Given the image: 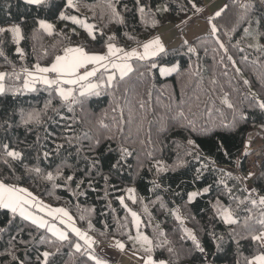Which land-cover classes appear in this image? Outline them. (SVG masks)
<instances>
[{"label":"snow or ice","instance_id":"obj_1","mask_svg":"<svg viewBox=\"0 0 264 264\" xmlns=\"http://www.w3.org/2000/svg\"><path fill=\"white\" fill-rule=\"evenodd\" d=\"M256 2L257 0H232L231 7L235 9L236 24L233 25L231 31L235 32L237 26L243 29L241 40L233 45L240 53H244L245 48L238 47V45L248 38L253 43H249L247 48L264 53V45L260 44V41L264 40V17L256 15ZM258 2L264 8V0H258ZM23 3L36 9L50 7V0H23ZM188 5L195 13L202 12L195 0H186L179 6V11H189ZM97 6L101 8V18L107 16L104 29L82 20L79 16L69 15L63 11L60 12L59 19L71 21L73 25L82 27L91 41L100 43L101 47L98 50H86L83 45L64 46L62 54H56L49 66L36 63L30 69L22 63L20 72H17L15 58L19 57L21 62H24L26 58V52L21 46V41L25 39L22 25L26 21L21 18L19 23H14L9 27H0V58L12 68L10 72H0V97L6 98L11 95L16 99L26 93H37L41 91L38 85H42L43 91L47 93L42 106L39 103L26 107L5 105L0 109V134H3L0 138V167L6 169V172L0 171V217H2L0 219V244L3 245V250L0 251V264H4V257L9 259L10 264H57L56 258L61 254L65 245L74 249L75 253H79L80 257L84 258V264L88 262L107 264L104 259L95 254L93 245L97 242L88 234L94 228L92 220L89 218L87 230H82L81 227H77L76 220L68 208L53 207L51 203L45 204L42 197L50 190L62 188L70 194L69 203L73 198L79 202L80 197L86 198L90 190H96L97 177L103 179L106 185L105 197H107L108 190L116 187L114 177L120 178L123 168H131L128 159L133 152L127 147L120 146L115 162L109 164L107 172H103V161L96 155L101 144L99 138L92 140L85 151L83 140L92 139L87 133L83 136L75 135L73 124L66 123L63 133L52 135L48 132V125L57 117L65 120V116L62 115L64 110L75 114L76 107H79L83 112L89 97L100 96L103 90H111L118 86L119 81L132 71L129 61L135 60L144 68L145 71L140 73L142 76L156 69L161 75L180 70L178 65L171 64L167 59L170 50L165 47L159 36L141 40L137 34L138 25L157 26L156 18L159 13H169L174 10L167 0L158 3L155 8L153 0H101ZM8 8H11L10 4ZM64 8L75 10L76 0H65ZM228 8L229 5L225 4L223 8L215 12L214 16L208 18L207 25L210 27V37L235 67L236 62L231 55H228V48L214 23L215 18L220 17ZM35 23L39 26V30L50 36L53 35V24L44 19H36ZM109 25H115L116 28L105 36V29ZM121 30L124 33L123 38L134 42L135 48L126 50V47L117 45V41L121 39ZM36 31L34 28L33 37ZM8 34L11 35V44L15 46L14 52L5 51L8 41L4 37ZM71 35H77L74 29ZM225 35L228 34L225 33ZM233 38L228 36L229 42ZM183 45L187 46L189 53H196V49L188 46L186 40ZM9 52H11L12 60H9ZM242 59L246 61L249 57L244 55ZM220 62L223 63V57ZM104 73H108L106 79ZM215 82L213 79L212 83L215 84ZM244 83L248 84V81L245 80ZM218 99L221 105L232 110L231 121L222 120L219 125L208 122L201 124L194 120H187L183 112H179L173 119L181 129L188 133L184 140L187 147L183 148L182 153L178 151L171 163H165L163 157H157L154 151L150 150L145 154L148 161V172L154 173L153 179L149 181L151 188L148 191L152 192L156 198L151 203L158 204L166 217H172L175 226L171 234L174 236L179 231L182 233L179 237L182 243L191 241L190 251L200 254L201 264H214V260H209V256L216 257L218 253L224 252L228 241L235 245V264H264V195H259L256 188L230 186L229 181L236 177L231 170L216 167L217 161L212 158L211 153V149L214 148L217 153L230 157L231 154L225 143L226 138L239 122L246 120L247 117L242 110L236 109L228 93L225 92ZM56 101H59V106H56ZM143 106L141 103L142 108ZM255 106L264 112V99H256ZM216 110L219 111V109ZM113 111L115 112V108ZM180 118L185 119L186 122L180 123ZM68 119H71L73 123H78L74 115ZM122 123L123 115L117 122V127ZM98 124L103 128L108 127L103 119H100ZM19 128L28 132L42 129L45 133L44 142H41V138L37 136L33 145L25 148L12 147L13 140L8 139V136L14 129ZM120 131L123 129L120 128ZM197 137L211 141L208 153L201 152ZM216 137H219V143L216 142ZM57 139L60 142H56ZM105 139L110 141L113 137L109 136ZM49 140L52 141V147L48 146L47 141ZM16 143L27 144V141H16ZM141 143L144 142L141 141ZM180 147L181 145H177V148ZM245 148H248L247 144ZM244 155L247 156L248 152L245 151ZM192 162L199 167H194L191 181H184L182 184L190 183L195 190L189 191L182 187V184H178L176 189H173L170 184L164 183L165 179H170L166 176L167 173L183 174L193 167ZM143 169L144 163L140 162L135 172L137 178H142ZM209 171L214 174L213 180L211 183H203L205 173ZM253 176L254 173L249 172L244 180ZM29 181H32V184H29ZM41 186H43V191L34 194V190ZM214 190L217 194L213 199L211 194ZM126 191L127 199L133 204L144 203L145 198L137 196L136 188L128 187ZM158 192L169 193L171 200L156 195ZM205 197H208L210 215L206 223L200 224V231L208 236L215 252H211L210 248L205 246L194 230L184 226L187 219L195 220L196 217L181 214V207L192 205L198 199ZM224 198H227V204L224 203ZM117 199L120 206L131 216V223L136 228L135 237L128 235V239L134 243V255L143 251L144 255L139 257L142 264H168V261L164 259H154L153 251L162 249L170 255L175 254L174 242L169 232L157 225L159 231L150 239L140 231L141 220L137 212L126 204L125 196H119ZM178 201H183V205ZM108 207H111L110 203ZM88 211L94 212L95 210L89 209ZM145 211H147V206ZM79 220L84 221L85 216L80 215ZM217 222L229 228L227 235L215 231ZM25 233L31 239L25 240L23 238ZM35 233H39L38 240ZM100 235L103 236L105 233L100 232ZM73 236L76 238L75 241L72 239ZM242 242L249 245L250 255L244 253ZM37 243L46 245L52 250L40 251L36 247ZM136 243L140 244L139 249L135 248ZM115 246L121 251L125 249V244L120 240L115 241ZM21 249L23 250L22 255L20 254ZM34 250L37 252L35 262L31 256Z\"/></svg>","mask_w":264,"mask_h":264},{"label":"trees","instance_id":"obj_2","mask_svg":"<svg viewBox=\"0 0 264 264\" xmlns=\"http://www.w3.org/2000/svg\"><path fill=\"white\" fill-rule=\"evenodd\" d=\"M65 0H50V7L36 9L23 3V0H0V27H7L14 23H19L23 18L26 23L22 25L25 39L21 41V46L26 52L24 62H21L19 57L15 58L16 71L20 72L21 64L31 69L33 64L39 63L41 66H49L56 54H62L64 46H85L86 50H98L100 43H93L88 37L86 31L79 26L73 25L71 21L59 19L61 11L69 15H78L80 18L85 17L89 23L97 25L98 28L104 29L107 23V16L101 18V8L97 5L101 0H76L78 9L71 10L64 8ZM172 5L173 11L169 13H159L157 16V26L138 25V37L141 40H147L155 36L160 28L168 24L175 23L184 19L187 16L194 15V10L188 5L189 11H179V6L184 4L186 0H167ZM206 0H195L199 8H202ZM158 3H163V0H153V7ZM11 8H8V5ZM225 4L229 5L220 17L215 18L214 23L219 29V34L228 48V55L235 60V67L227 60V56L214 43L210 35H202L192 41H187L188 46L194 47L196 53L192 54L187 51V46L183 45L184 40L178 42L172 47H167L170 50V55L167 58L171 64L179 66V72H172L169 75H161L158 69L151 73L140 75L144 72V68L138 62L132 60V71L129 72L123 80H120L118 86L111 90L105 89L100 96H92L85 103L84 111L76 107L75 114L64 110L62 115L65 120H60L57 117L48 125L49 134L55 135L64 132L65 124H73V133L83 136L85 133L91 140H83L85 151L88 145L95 138H99L101 144L98 147L96 155L103 161V172H107L110 163L115 162L118 156V148L120 146L127 147L133 152V155L128 159V164L131 168L125 167L121 170V177H114L116 187L108 190L109 194L105 197L106 185L101 177H97L96 190L89 191V195L80 197L79 202L72 199L69 203L70 194L62 188L58 190H50L42 199L50 202L52 205L63 206L70 210L71 215L76 220V223L82 230H87V220L90 218L94 228L89 231L100 243L112 244L115 246V241L120 240L125 244V248L134 252V245L128 239V235L132 236L133 226L131 216L120 206L117 197L124 196L126 189L133 185L137 189V196L144 197V203L133 204L131 200L125 199L126 204L138 213L141 218L142 229L146 235L152 239L159 228L169 232L170 238L173 240L175 254L170 255L166 250L154 249V259H164L168 264H201L202 257L198 252L190 251L192 249L191 241L181 242L179 237L182 235L179 231L173 236L171 230L174 228L172 217L165 216L163 211L159 209V205H153L151 201L155 200V195L148 191L151 188L149 181L153 179L154 173L148 172V161L146 153L154 151L157 157H163L165 163H171L177 152L183 151L187 145L184 143L188 133L181 129L173 119L177 113L183 112L184 118L194 120L198 123L208 122L210 124L219 125L223 120L225 122L232 120V110L227 109L219 102L225 92L229 94L231 102L236 106L237 110H242L246 115V120L240 121L237 127L227 136V150L231 156L227 157L221 153H217L214 148L211 149L212 158L217 161L216 167L231 170L237 169L238 173L244 174L247 169L246 156L243 153L246 133L254 128L264 132V112L255 106L256 99H264V53L254 51L246 46L253 41L248 38L244 39L238 47L245 48L244 53L237 51L236 44L243 36V29L237 26L235 32L231 31L233 25L236 24L235 9L231 7L232 0H225ZM224 4V5H225ZM224 7V6H223ZM257 16L264 17V8L256 2ZM36 19H44L46 21L55 22L53 35H48L35 23ZM36 29L33 37V29ZM115 25H109L105 29V36L115 30ZM73 29L77 35H71ZM227 33L228 35H225ZM134 34V35H137ZM97 35L99 33L97 32ZM121 39L117 41L118 45L129 49L136 46L134 42H129L123 38V30L120 31ZM228 36L234 37L231 42ZM70 37V39H69ZM7 41L5 51L11 50L14 52V45L11 44V35L4 37ZM264 45V40L260 41ZM207 48V52H205ZM216 49V51H214ZM172 50H175L174 52ZM11 52H9V60H12ZM247 55L248 60H243L242 57ZM223 57V63L221 58ZM168 65V66H171ZM191 65V67H190ZM239 69V72H237ZM12 68L0 58V72H10ZM226 73V74H225ZM106 74L104 77L106 79ZM119 80V75H117ZM215 80V84L212 80ZM247 80L248 84L244 81ZM41 89L37 93H26L14 99L11 95L0 97V109L5 105L20 106H35L39 103L43 105L44 99L47 98V93L43 91V86L38 85ZM56 106H59V101H56ZM143 103V108L141 107ZM115 108V112L113 109ZM211 109V111H209ZM216 109H219L217 111ZM51 114V113H50ZM75 116L78 123H73L68 117ZM123 115V123L117 127V122ZM103 119L108 126L100 127L98 121ZM180 123H185L186 120L180 118ZM120 128L123 131H120ZM3 134H0L2 138ZM41 138L44 142L45 133L42 129H35L28 132L23 128L14 129L8 136V139L13 140L12 147L25 148L33 145L37 139ZM113 137L112 140L105 139ZM197 143L201 152L208 153L211 146V141L197 137ZM219 143V137L215 138ZM16 141H27V144H17ZM143 141L144 143H141ZM56 142H60L57 139ZM48 146L52 147V141H47ZM177 145H181L177 148ZM35 155V152H33ZM190 159V158H189ZM140 162L144 163V169L141 173L142 178L135 176L136 169ZM193 167L189 168L183 174L167 173L166 176L170 179H165V184H170L173 189H176L178 184L191 181L194 167L199 165L192 162ZM83 167V165H81ZM0 171L6 169L0 167ZM233 172V171H232ZM211 171L205 173V181L203 183H211L213 180ZM236 179L229 181L231 185H237L239 188H256L259 195H264V157L261 163L260 171L255 175L250 184L244 187L236 173L233 172ZM32 184V181L28 182ZM182 187L192 191L194 188L190 183H183ZM31 190V189H30ZM43 191V186L36 188L34 193ZM214 190L212 198L216 196ZM156 195L163 196L166 200H171L169 193L158 192ZM186 199V197H185ZM208 197L198 199L192 205L181 207V214L184 216H195V220L187 219L185 227L196 232L197 236L202 240L206 247L210 248L211 252H215L214 246L208 236L200 231V224L206 223L208 215ZM227 198H224V203L227 204ZM109 203L111 207H108ZM183 205V201H178ZM147 206V211L145 207ZM89 209H94V212H89ZM115 209V211H112ZM257 211L258 210H254ZM85 216L84 221H80V215ZM2 219V217H0ZM107 225V227H105ZM122 225H124L122 227ZM240 230V229H238ZM217 233L227 235L229 228L222 223L217 222L215 225ZM43 232V230H41ZM104 232L105 235H100ZM37 240L39 233H35ZM50 235V234H49ZM25 240L31 239L25 233ZM72 239L75 241V237ZM244 244L243 251L246 255H250V248L247 243ZM37 248L40 251L52 250L46 245L37 243ZM116 247V246H115ZM136 249H139L135 245ZM3 250V245L0 244V251ZM235 245L228 241L225 244V251L218 253L216 257L209 256V260H214V264H235ZM21 249L20 254L22 255ZM95 254L104 259L107 264H120L111 261L95 251ZM138 254L144 255L143 251ZM37 252L34 250L31 253L33 262H35ZM57 264H84V258L80 257L79 253H75L74 249L65 245L62 248L61 254L56 258ZM4 264H10L7 257L3 258ZM93 264V262H88Z\"/></svg>","mask_w":264,"mask_h":264},{"label":"crops","instance_id":"obj_3","mask_svg":"<svg viewBox=\"0 0 264 264\" xmlns=\"http://www.w3.org/2000/svg\"><path fill=\"white\" fill-rule=\"evenodd\" d=\"M224 4L225 0H206L204 6L201 8L202 12L195 13L194 15L187 16L175 23L163 26L153 37L159 36L162 43L167 48L174 46L182 40L192 41L202 35H208L210 34V27L207 25L208 18L214 16L215 12L223 8ZM75 9H78V7L76 6ZM83 18L84 17H82V19ZM128 63L131 64L130 61ZM117 75L119 74L117 73ZM92 238L97 242L93 245V248L105 258L120 264H142L139 259L141 256L140 254L137 253L134 255V252H131L126 248L121 251L112 244L100 243L93 236Z\"/></svg>","mask_w":264,"mask_h":264},{"label":"built area","instance_id":"obj_4","mask_svg":"<svg viewBox=\"0 0 264 264\" xmlns=\"http://www.w3.org/2000/svg\"><path fill=\"white\" fill-rule=\"evenodd\" d=\"M259 137H262V139L257 142ZM245 140L251 143V145L247 148V169L244 174L238 173L237 169H232V171L237 174L242 185L247 187L252 178L260 171L261 163L264 157V132H261L257 128L251 129L246 133ZM249 172H253L254 176L245 181L244 177H247Z\"/></svg>","mask_w":264,"mask_h":264},{"label":"rangeland","instance_id":"obj_5","mask_svg":"<svg viewBox=\"0 0 264 264\" xmlns=\"http://www.w3.org/2000/svg\"><path fill=\"white\" fill-rule=\"evenodd\" d=\"M161 13H163V12H161ZM76 16H78V15H76ZM80 17V16H79ZM82 19V18H81ZM82 20H85V21H87L88 22V20L84 17ZM46 22H48V23H50V24H53L54 26H55V22H52V21H46ZM89 23V22H88ZM9 26H11V25H9ZM118 45V44H117ZM118 46H121V45H118ZM136 46H133V47H131V48H129V49H132V48H135ZM129 49H127V50H129ZM131 62V61H130ZM131 65H132V63H131ZM174 72V71H173ZM165 75H169V73H165L164 74V76ZM262 139V137H259L258 138V140H257V142L258 141H260ZM245 144H247L248 145V147L251 145V143H249L248 141H245V143H244V149H246L245 148ZM129 187H134L133 185H131V186H129ZM135 188V187H134ZM193 190H195V189H193ZM35 194V193H34ZM125 198H127V196H128V194H127V191L125 192ZM44 200V199H43ZM44 203L45 204H48V203H50V202H48V201H46V200H44ZM52 205V204H51ZM53 207H59V206H56V205H52ZM71 214V213H70ZM138 214V213H137ZM139 216V215H138ZM139 218H140V216H139ZM140 220H141V218H140ZM132 221V220H131ZM133 226V225H132ZM78 227V226H77ZM140 231L144 234V235H146V233L143 231V229H142V224L140 223ZM136 234H137V232H136V228L133 226V234H132V236L133 237H135L136 236ZM130 242H132V244L134 245V243H133V241L132 240H130ZM136 246H138L139 248H140V244L139 243H136L135 244Z\"/></svg>","mask_w":264,"mask_h":264}]
</instances>
